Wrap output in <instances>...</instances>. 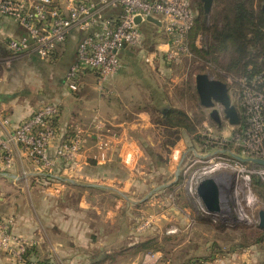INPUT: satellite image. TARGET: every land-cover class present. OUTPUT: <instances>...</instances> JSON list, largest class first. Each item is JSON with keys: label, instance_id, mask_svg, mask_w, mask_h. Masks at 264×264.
Returning <instances> with one entry per match:
<instances>
[{"label": "crops", "instance_id": "1", "mask_svg": "<svg viewBox=\"0 0 264 264\" xmlns=\"http://www.w3.org/2000/svg\"><path fill=\"white\" fill-rule=\"evenodd\" d=\"M105 13L117 18L121 9L116 7ZM147 23L152 24L145 22L143 25ZM19 33L15 23L0 20V54L6 53V38ZM82 35V31L73 28L49 60L34 54L19 55L22 58L19 64L24 62L27 68L24 75L0 72V134L12 130L41 105L54 103L59 107L56 119L59 136L64 139L80 131L83 139V148L73 163L58 161L47 172L18 152L6 175L0 174V215L10 220V231L14 236L31 242L21 259L0 249V264H138L146 253L128 252L136 245V236L145 232L155 234L151 230L144 231L146 228L142 232L129 227L122 219L116 225L110 211L57 210L63 203L58 193L63 192L67 183L83 188H102L101 184L94 183V180L102 179L119 183L120 187L134 188L138 184L151 183L156 174L171 172V161L166 167L156 168L157 171L150 162L161 156L162 147L176 153L183 148L187 137L186 131L181 130L184 139L179 138L173 145L163 144L160 140L164 136L154 120L156 109L165 104L170 93V88L163 87L160 81H174L164 65L166 40L151 51L143 48L132 51L124 46L119 52L118 70L104 85L107 93L99 90L95 74L89 70L82 73L78 91L72 92L65 85L64 76L76 59L77 44ZM4 117L8 119L5 127L1 125ZM96 118L105 123L110 140L104 161L97 160L94 145L91 125ZM49 155L53 156L52 148ZM49 177L57 179L56 183L48 184ZM5 187L9 189L5 190ZM152 200L161 203L159 197ZM173 214L177 213L173 211ZM178 218L181 216H174V219ZM114 224L117 226L115 232ZM176 232L175 227L169 231L173 236ZM126 235H132V241L126 240L127 245L121 248V237ZM114 237L119 238L114 240ZM116 246L120 247L116 250ZM155 252L154 257L163 258L161 252ZM209 259H214L213 264L244 263L234 253L214 255ZM180 264L194 263L188 259Z\"/></svg>", "mask_w": 264, "mask_h": 264}, {"label": "rangeland", "instance_id": "2", "mask_svg": "<svg viewBox=\"0 0 264 264\" xmlns=\"http://www.w3.org/2000/svg\"><path fill=\"white\" fill-rule=\"evenodd\" d=\"M190 2L195 19L198 22L203 19L207 27L204 31H197L194 45L206 50V47L213 43L212 30L223 25L224 10L229 7L231 0H212L210 11L206 15L202 0ZM259 3V0H254V7L257 8ZM143 23H140V26ZM143 28L149 35L143 43V49L147 51L157 49L156 47L166 39L154 24L147 23ZM130 49L137 50L133 47ZM5 50L6 53L0 54V72H18L24 75L27 68L24 62L19 64L22 58ZM213 54L214 60L203 53L191 52L190 56L183 57L178 64L164 62L170 76L173 75L171 77L174 78V81L169 79L160 81L163 87L170 88L164 106L183 108L194 120L203 114L202 120L195 125L192 133L186 132V139L181 135V131L179 132V137L185 141L183 148L171 153L170 149L162 147L161 156L154 157L153 162H150L151 167L154 163L157 171L156 168L166 167L171 161V172L164 175L156 174L151 183L138 184L134 188L124 185L120 187L119 183L106 182L102 179L94 180V183L101 184L102 188H83L78 184L67 183L63 192L58 193L63 202L57 207L58 211H110L116 225L122 219L124 224L134 229L148 222L144 231L151 230L155 234L150 235L148 232L144 235L136 234L138 239L136 245L151 238L157 240L156 245H159L157 251L161 252L163 260H169L171 264H180L188 259L208 260L214 255L227 256L228 253L236 254L244 263L264 264V229L258 225V211L264 210V166L241 161L232 156L239 155L238 148L232 141L236 125L230 124L224 118L222 106L219 104L215 107L220 113V122L212 119L209 116L210 109L200 104L195 89L197 73H207L211 78L222 80L228 85L231 102L239 110L238 92L235 91L233 81L237 75L224 69L231 53L227 51ZM185 84H189L192 90L191 100L186 96L177 95ZM158 117L159 114L156 113L154 119ZM159 131L164 136L160 140L163 144L172 139L164 128L160 127ZM239 164L252 170V174L247 177L244 172H239L237 168ZM177 169L178 174L174 176ZM120 173L123 174L122 171ZM49 178L48 184L56 183L57 179ZM5 181L8 182L9 179ZM202 183L205 191L209 192L210 186L215 190L217 208L213 211L205 207L198 194V186ZM156 197L161 198V203L153 202L152 198ZM173 211L177 214H173ZM174 216H181V219L176 220ZM116 227L114 224V232ZM174 227L177 228L175 236L168 231ZM131 237L133 238L132 235L121 237L123 242L121 248L127 245L126 240L132 241ZM118 238L114 237V240ZM237 244L242 247L232 250L231 248ZM119 247L116 246V250ZM133 247L135 248V245ZM131 249L129 253H132Z\"/></svg>", "mask_w": 264, "mask_h": 264}, {"label": "built area", "instance_id": "3", "mask_svg": "<svg viewBox=\"0 0 264 264\" xmlns=\"http://www.w3.org/2000/svg\"><path fill=\"white\" fill-rule=\"evenodd\" d=\"M116 7L121 9L117 18L105 13ZM136 16H140V23L148 22L147 16L160 21V26L152 24L166 38L168 48L164 58L168 64H178L183 57L191 55L187 35L195 15L190 0H0V20L11 21L20 29L19 34L5 41L12 54H34L49 60L73 28L83 32L76 59L64 76V83L72 92L78 91L82 73L89 70L95 74L99 90L107 93L104 85L120 66V50L124 46L143 48L144 35L140 23L134 21ZM233 81L238 92L239 122L232 141L239 156L264 160V70L251 77L237 76ZM58 115V105L45 103L12 130L0 134V174L9 171L18 152L47 172L58 161L74 162L83 148L82 135L75 131L62 139L56 127ZM7 123L8 119L2 118L1 125L5 127ZM91 127L97 160L104 161L110 146L105 123L96 118ZM51 148L53 156L49 155ZM237 168L247 177L253 172L241 164ZM147 225L145 222L137 229ZM29 246L30 241L11 233L10 220L0 215V249L21 259ZM156 253H146L138 264H171L160 256L154 257ZM213 261L199 260L196 264H213Z\"/></svg>", "mask_w": 264, "mask_h": 264}, {"label": "trees", "instance_id": "4", "mask_svg": "<svg viewBox=\"0 0 264 264\" xmlns=\"http://www.w3.org/2000/svg\"><path fill=\"white\" fill-rule=\"evenodd\" d=\"M258 7H254V0H231L229 7L225 8L223 16V25L212 30L213 43L206 47V50L197 48L194 45V38L199 30H206V23L203 19L198 22L194 18L193 27L187 35L188 46L193 54L203 53L211 56L214 60L213 53H224L229 51L231 57L224 67L227 72L237 76L251 77L253 74L264 70V0H259ZM140 26V25H139ZM144 25L140 26L144 35V42L148 38ZM177 95L186 96L191 100L193 94L189 84L181 87ZM183 94V95H182ZM159 117L155 122L167 132L166 134L172 139L164 144L173 145L178 140L179 132L184 130L192 133L195 125L202 120L203 114L194 120L187 110L180 107L161 105L156 109ZM156 114V113H155ZM155 239H147L135 248L131 249L132 253H147L159 250ZM241 248L242 245H235L231 249ZM26 249L25 255L27 253ZM23 257V256H22ZM199 260H193L196 264Z\"/></svg>", "mask_w": 264, "mask_h": 264}, {"label": "water", "instance_id": "5", "mask_svg": "<svg viewBox=\"0 0 264 264\" xmlns=\"http://www.w3.org/2000/svg\"><path fill=\"white\" fill-rule=\"evenodd\" d=\"M203 11L205 15L210 11L212 0H202ZM136 24L141 22L140 16H136L134 19ZM146 21L160 26V21L152 16H147ZM195 89L199 98V102L203 107L210 109L209 116L216 122H220V113L216 109L215 105L222 106V112L225 119L232 125H236L239 122V114L237 108L231 102V98L228 93V85L226 82L211 78L207 73H197L195 75ZM238 160L249 161L258 165L264 166V160L258 158H242L239 155L232 154ZM6 175V173H3ZM178 169L175 175L177 176ZM206 185V184H205ZM209 192L205 191L204 183L198 186V194L202 199L205 207L208 210H215L216 207V193L212 186ZM258 225L264 229V210L258 211Z\"/></svg>", "mask_w": 264, "mask_h": 264}]
</instances>
